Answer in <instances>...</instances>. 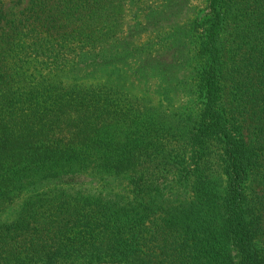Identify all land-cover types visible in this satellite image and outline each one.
Masks as SVG:
<instances>
[{
	"label": "trees",
	"instance_id": "1",
	"mask_svg": "<svg viewBox=\"0 0 264 264\" xmlns=\"http://www.w3.org/2000/svg\"><path fill=\"white\" fill-rule=\"evenodd\" d=\"M26 1L9 21L0 0V264H264V0L183 22L194 0H167L137 23L196 38L204 107L172 125L114 79L136 50L129 0Z\"/></svg>",
	"mask_w": 264,
	"mask_h": 264
},
{
	"label": "rangeland",
	"instance_id": "2",
	"mask_svg": "<svg viewBox=\"0 0 264 264\" xmlns=\"http://www.w3.org/2000/svg\"><path fill=\"white\" fill-rule=\"evenodd\" d=\"M173 3L174 0H170V5ZM26 6V0H7L8 20L17 18ZM150 6L152 10L149 9ZM167 6V0H129L123 3L125 17L122 28L124 29L118 37L125 38L127 33L129 35V32L133 31L136 50L127 62L128 64L118 65L114 79L120 78L121 87L150 115L156 119L159 118V121L164 124L172 125L178 119L189 121L196 119L204 106L196 90L200 65L196 58V38L194 41L192 37L185 40L182 32L184 42H175L173 32L165 33V31L162 36L163 40H156L155 34L151 31H142L144 28H140L141 31H139L136 28L137 23L142 22L143 25L147 14L152 13L153 16H159L167 13ZM206 6L204 0L191 1L190 9L184 10L185 13L178 19V22H183L187 14L188 16H200ZM151 20L155 21L156 17ZM161 27L164 26L161 25ZM6 30L4 22L0 25V37ZM148 40L153 44L144 46ZM6 56L10 62L13 58H16V61L23 60L21 63L23 69L20 72L25 77L27 76L26 80L32 79L29 75H33V78L38 77L35 72L38 65L34 61L31 62V59L25 58L22 45H13L8 48ZM91 176L96 179L94 189L122 193L127 188L126 181H115L109 185L105 182V185L104 182L101 183V174ZM87 186L93 188L92 185Z\"/></svg>",
	"mask_w": 264,
	"mask_h": 264
}]
</instances>
